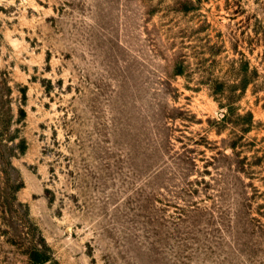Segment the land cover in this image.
I'll list each match as a JSON object with an SVG mask.
<instances>
[{
  "label": "rangeland",
  "instance_id": "374dc122",
  "mask_svg": "<svg viewBox=\"0 0 264 264\" xmlns=\"http://www.w3.org/2000/svg\"><path fill=\"white\" fill-rule=\"evenodd\" d=\"M0 264H264V0H0Z\"/></svg>",
  "mask_w": 264,
  "mask_h": 264
}]
</instances>
